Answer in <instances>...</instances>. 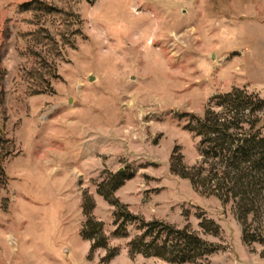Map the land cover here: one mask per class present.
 <instances>
[{"label": "rangeland", "instance_id": "obj_1", "mask_svg": "<svg viewBox=\"0 0 264 264\" xmlns=\"http://www.w3.org/2000/svg\"><path fill=\"white\" fill-rule=\"evenodd\" d=\"M234 88L264 98V0H0V264H173L130 255L138 224L115 236L99 189L120 171L114 199L212 243L204 264H264V215L247 244L232 202L172 170L200 163L192 117Z\"/></svg>", "mask_w": 264, "mask_h": 264}, {"label": "trees", "instance_id": "obj_2", "mask_svg": "<svg viewBox=\"0 0 264 264\" xmlns=\"http://www.w3.org/2000/svg\"><path fill=\"white\" fill-rule=\"evenodd\" d=\"M213 104L214 108L209 107L203 117L193 116L188 127L200 137L202 160L188 168L179 156L172 170L190 179L202 193L215 195L224 203L232 202L243 224V240L247 244L263 243L262 235L249 228L248 217L261 219L264 215V98L244 88H234L216 95ZM131 177L120 171L99 189L101 195L117 207L115 236L127 237L128 226L138 224L141 233L130 242V255L142 254L173 264H204L206 258L216 252L212 243L188 227L180 229L158 220L147 222L114 199L113 193ZM89 206L93 208V204ZM201 227L205 233L217 235L220 232V227L206 217H202ZM84 235L94 240L92 249L106 247L101 222L88 219ZM116 254L117 251L111 250L106 259Z\"/></svg>", "mask_w": 264, "mask_h": 264}, {"label": "water", "instance_id": "obj_3", "mask_svg": "<svg viewBox=\"0 0 264 264\" xmlns=\"http://www.w3.org/2000/svg\"><path fill=\"white\" fill-rule=\"evenodd\" d=\"M91 79H92V77H91Z\"/></svg>", "mask_w": 264, "mask_h": 264}]
</instances>
